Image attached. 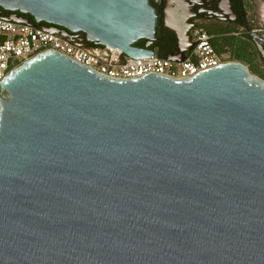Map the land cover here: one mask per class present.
Returning <instances> with one entry per match:
<instances>
[{"label": "water", "instance_id": "water-1", "mask_svg": "<svg viewBox=\"0 0 264 264\" xmlns=\"http://www.w3.org/2000/svg\"><path fill=\"white\" fill-rule=\"evenodd\" d=\"M150 1L0 7L139 60L156 56ZM0 264H264V80L238 61L119 80L51 50L14 69L0 82Z\"/></svg>", "mask_w": 264, "mask_h": 264}, {"label": "built area", "instance_id": "built-area-1", "mask_svg": "<svg viewBox=\"0 0 264 264\" xmlns=\"http://www.w3.org/2000/svg\"><path fill=\"white\" fill-rule=\"evenodd\" d=\"M43 28L0 17V82L23 63L50 50L119 80L136 79L148 73L185 80L224 63V55L213 45L214 36L205 30L196 33L194 48L180 62L157 56L136 60L103 46L83 48Z\"/></svg>", "mask_w": 264, "mask_h": 264}, {"label": "flooded vegetation", "instance_id": "flooded-vegetation-1", "mask_svg": "<svg viewBox=\"0 0 264 264\" xmlns=\"http://www.w3.org/2000/svg\"><path fill=\"white\" fill-rule=\"evenodd\" d=\"M158 16V35L150 49L157 57L177 61L185 58L194 48L196 33L211 31L215 39L238 38L251 46L250 52L258 57L264 80V0H151ZM252 8V11L249 10ZM32 23L28 18L12 13L10 16ZM258 26V28H255ZM47 26H41V28ZM205 30V31H206ZM77 42L81 35H74ZM81 43V42H80ZM149 42L139 41L136 46L145 49ZM86 47L97 45L83 42Z\"/></svg>", "mask_w": 264, "mask_h": 264}, {"label": "rangeland", "instance_id": "rangeland-1", "mask_svg": "<svg viewBox=\"0 0 264 264\" xmlns=\"http://www.w3.org/2000/svg\"><path fill=\"white\" fill-rule=\"evenodd\" d=\"M249 10L252 11V8H249ZM255 28H258V26H256ZM222 46H223L222 48L219 47V52L224 55V62H229V61L241 62L248 66L250 72L254 76H257L258 78L263 80V73L260 70L259 59L258 57L253 56L252 52H250L251 46L249 44H247L246 46L245 42L241 41L238 38H235L236 50H233L231 47L226 46V44H222ZM238 55L241 56L242 59H239Z\"/></svg>", "mask_w": 264, "mask_h": 264}, {"label": "trees", "instance_id": "trees-1", "mask_svg": "<svg viewBox=\"0 0 264 264\" xmlns=\"http://www.w3.org/2000/svg\"><path fill=\"white\" fill-rule=\"evenodd\" d=\"M11 14H12L11 12L5 11L4 9H2V8L0 7V16H1V15H3V16H10ZM18 14H20V15H22V16L28 18L32 23H34V24H35L36 26H38V27H41V26L51 27L50 25H48V24H46V23H42L41 25H37L36 22H35V20H34V18L31 17L30 15H23V14H21V13H18ZM207 32L211 34L210 31H207ZM222 44H226V46H229V47H231L233 50H236V49H235V39H231V40H230V39H221V38H218V39H214V40H213V45H214V47L216 48L217 51H219V47H220V48L223 47ZM246 46H247V44H246ZM238 58H239V59H242V57L239 56V55H238Z\"/></svg>", "mask_w": 264, "mask_h": 264}]
</instances>
